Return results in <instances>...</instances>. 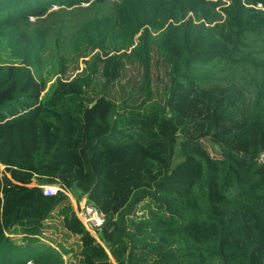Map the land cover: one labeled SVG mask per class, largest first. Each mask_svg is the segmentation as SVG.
Here are the masks:
<instances>
[{"label": "trees", "instance_id": "16d2710c", "mask_svg": "<svg viewBox=\"0 0 264 264\" xmlns=\"http://www.w3.org/2000/svg\"><path fill=\"white\" fill-rule=\"evenodd\" d=\"M0 47V264H264V0H0Z\"/></svg>", "mask_w": 264, "mask_h": 264}, {"label": "rangeland", "instance_id": "374dc122", "mask_svg": "<svg viewBox=\"0 0 264 264\" xmlns=\"http://www.w3.org/2000/svg\"><path fill=\"white\" fill-rule=\"evenodd\" d=\"M111 1H113V0H111ZM86 6H87V4H82L81 5L82 8H85ZM257 8H261V7L260 6H257ZM57 9H58L57 7H53L50 11H57ZM61 13H63L62 15H64V17L68 20V24H66L67 27H70L71 25H74V23L79 22L81 19H84V18L90 16V13L89 12H83L81 9L71 10V8H67V9H65L64 12H61ZM58 16H56V17H58ZM53 19H56V18L54 17ZM33 20L34 19H30L31 22H33ZM14 62L15 61L12 58L9 57V54H8L7 50H5L2 47H0V63L11 64V63H14ZM81 67H83V65L82 64H79V68H81ZM56 73H57V65H56V62L55 61L46 64L40 70H38L36 68L33 69V75H34V77L38 81L44 82L46 84V89L44 90V92L42 93V95L47 91V88L52 84V82L54 81V79L57 77ZM135 75H136V72L133 71L131 77L132 76H135ZM152 76H153V78H152L153 86L156 87L159 92L163 91L164 85L167 84V80H166L167 78L164 75L163 70H160V71H157V72L156 71L153 72L152 73ZM157 76L159 78L160 84H156L155 83V78ZM133 80L134 79L132 77L131 83H133ZM176 141H178V140H176ZM176 148L177 147L175 146V149ZM212 150L213 151H217V147L216 146H212ZM179 159L180 158L174 157L173 160H172V162L174 163V162H176ZM258 161H260V162L262 161V163L264 162V153H261V154L258 155V157L256 158V162L258 163ZM0 171L3 172L4 169L3 168H0ZM6 175L8 177H10L9 173H6ZM33 183L34 182H32L31 184H33ZM31 184H29L28 186L30 187ZM68 199H69L70 203H71L72 200H74V198L72 197V195H69ZM81 200H80V202H81ZM73 204L74 205H78V204H76L75 200H74ZM73 204L71 203L72 208H73ZM54 236H57V235L55 234ZM59 236H60V234H58V237ZM59 240H62V239H59Z\"/></svg>", "mask_w": 264, "mask_h": 264}, {"label": "built area", "instance_id": "2783aa9c", "mask_svg": "<svg viewBox=\"0 0 264 264\" xmlns=\"http://www.w3.org/2000/svg\"><path fill=\"white\" fill-rule=\"evenodd\" d=\"M258 163H262V161H258ZM0 168H3V166H0ZM2 172V171H0ZM4 172V171H3ZM1 175V173H0ZM6 175V174H5ZM6 177L13 181L10 177L6 175ZM31 186H36L35 184H31ZM42 190V195L45 197L54 196L57 192H61L67 197H69V194L66 193L63 189H61L57 185H41L37 186ZM73 211L78 219V221L82 224L84 229L92 236L95 237V232L100 229V227L103 224L104 217L103 214L93 205L88 204L86 201V198L83 197L81 202L78 205L73 204Z\"/></svg>", "mask_w": 264, "mask_h": 264}, {"label": "crops", "instance_id": "0c3cea01", "mask_svg": "<svg viewBox=\"0 0 264 264\" xmlns=\"http://www.w3.org/2000/svg\"><path fill=\"white\" fill-rule=\"evenodd\" d=\"M74 200L71 201V203L73 204Z\"/></svg>", "mask_w": 264, "mask_h": 264}, {"label": "water", "instance_id": "95a60500", "mask_svg": "<svg viewBox=\"0 0 264 264\" xmlns=\"http://www.w3.org/2000/svg\"><path fill=\"white\" fill-rule=\"evenodd\" d=\"M247 159V157H245Z\"/></svg>", "mask_w": 264, "mask_h": 264}]
</instances>
